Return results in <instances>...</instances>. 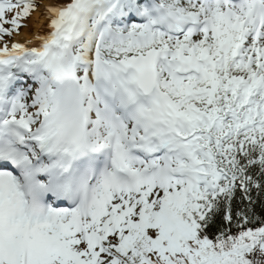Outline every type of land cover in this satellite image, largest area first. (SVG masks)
<instances>
[{"label":"snow or ice","instance_id":"1","mask_svg":"<svg viewBox=\"0 0 264 264\" xmlns=\"http://www.w3.org/2000/svg\"><path fill=\"white\" fill-rule=\"evenodd\" d=\"M0 264H264V0H0Z\"/></svg>","mask_w":264,"mask_h":264},{"label":"bare ground","instance_id":"2","mask_svg":"<svg viewBox=\"0 0 264 264\" xmlns=\"http://www.w3.org/2000/svg\"><path fill=\"white\" fill-rule=\"evenodd\" d=\"M30 22L32 23V25ZM30 22H28V24L31 27L23 28L22 36H18V39L22 40L31 36L36 29L40 28L46 22V18L41 16V10H40L39 12L34 13Z\"/></svg>","mask_w":264,"mask_h":264},{"label":"rangeland","instance_id":"3","mask_svg":"<svg viewBox=\"0 0 264 264\" xmlns=\"http://www.w3.org/2000/svg\"><path fill=\"white\" fill-rule=\"evenodd\" d=\"M41 10V12H42V7H41V9H39L37 12H39ZM37 12H35V13H37ZM33 15H34V13H33ZM32 15V16H33ZM32 19V17L27 21V23L28 22H30V20ZM31 23V22H30ZM31 25H32V23H31ZM22 31H23V28L20 30V35L19 36H22ZM16 39H18V37H16Z\"/></svg>","mask_w":264,"mask_h":264}]
</instances>
